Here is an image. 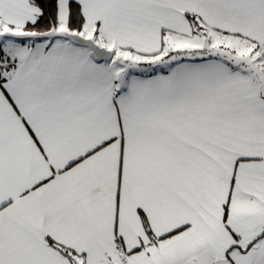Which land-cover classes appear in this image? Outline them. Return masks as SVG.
I'll return each mask as SVG.
<instances>
[{
	"label": "snow or ice",
	"instance_id": "obj_1",
	"mask_svg": "<svg viewBox=\"0 0 264 264\" xmlns=\"http://www.w3.org/2000/svg\"><path fill=\"white\" fill-rule=\"evenodd\" d=\"M0 264H264V0H0Z\"/></svg>",
	"mask_w": 264,
	"mask_h": 264
}]
</instances>
